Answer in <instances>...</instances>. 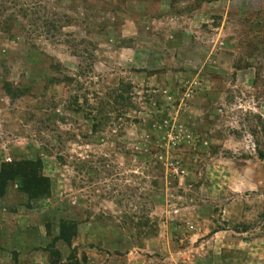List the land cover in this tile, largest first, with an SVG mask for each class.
Returning <instances> with one entry per match:
<instances>
[{
    "label": "rangeland",
    "instance_id": "obj_1",
    "mask_svg": "<svg viewBox=\"0 0 264 264\" xmlns=\"http://www.w3.org/2000/svg\"><path fill=\"white\" fill-rule=\"evenodd\" d=\"M0 162V264H264V0H0Z\"/></svg>",
    "mask_w": 264,
    "mask_h": 264
},
{
    "label": "trees",
    "instance_id": "obj_2",
    "mask_svg": "<svg viewBox=\"0 0 264 264\" xmlns=\"http://www.w3.org/2000/svg\"><path fill=\"white\" fill-rule=\"evenodd\" d=\"M19 166H21V165L16 163V162H12L9 164H7V163L3 164L2 162H0V195L3 193V187L7 181H10L11 179H13L14 176H18L20 178H21V176L23 177L24 173H20V172H18V170L24 171V169L19 167ZM18 174H22V175H18ZM41 179L42 178L39 177L37 180L32 181V190H33L34 195H41L42 196L45 193L44 192L45 191V189H44L45 185L43 184L45 179H42V180ZM62 224L63 223L58 224V228H59L58 229V231H59L58 238L67 242L70 235L66 234L65 227Z\"/></svg>",
    "mask_w": 264,
    "mask_h": 264
}]
</instances>
